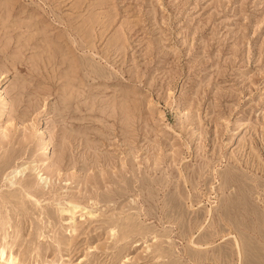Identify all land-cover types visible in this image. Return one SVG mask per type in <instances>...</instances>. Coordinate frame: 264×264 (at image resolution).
<instances>
[{
  "label": "rangeland",
  "instance_id": "1",
  "mask_svg": "<svg viewBox=\"0 0 264 264\" xmlns=\"http://www.w3.org/2000/svg\"><path fill=\"white\" fill-rule=\"evenodd\" d=\"M0 247L264 261V0H0Z\"/></svg>",
  "mask_w": 264,
  "mask_h": 264
},
{
  "label": "bare ground",
  "instance_id": "2",
  "mask_svg": "<svg viewBox=\"0 0 264 264\" xmlns=\"http://www.w3.org/2000/svg\"><path fill=\"white\" fill-rule=\"evenodd\" d=\"M232 209L234 212L238 211V212L242 213V212L247 211L249 208L247 207L246 204H242V205H240V208L238 206H233ZM210 218H211V213L209 214L208 219H210ZM238 231H239V229L237 227L235 228V231L233 230V232H238ZM230 235L234 239L233 240L234 246H233V248H231L230 253L236 254L238 257L240 256V258H241L242 257V250H241L239 240L237 239L236 235H232V233L229 232L226 235L224 234V236H222V238L226 239L228 237H231ZM252 249L253 250H250L251 251L250 256H252V253L258 251L257 247H255V246H252ZM243 256H244L245 261L247 262L248 261L247 260V254L243 252ZM253 263L254 264H264L263 257L254 258ZM0 264H23V263L19 262V260H16L15 256L11 252H7L4 247H0Z\"/></svg>",
  "mask_w": 264,
  "mask_h": 264
}]
</instances>
